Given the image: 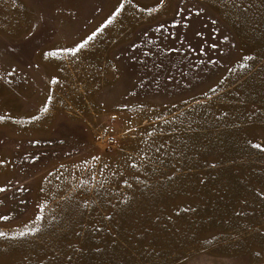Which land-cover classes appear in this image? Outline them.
<instances>
[{
    "label": "rangeland",
    "instance_id": "1",
    "mask_svg": "<svg viewBox=\"0 0 264 264\" xmlns=\"http://www.w3.org/2000/svg\"><path fill=\"white\" fill-rule=\"evenodd\" d=\"M0 264H264V0H0Z\"/></svg>",
    "mask_w": 264,
    "mask_h": 264
},
{
    "label": "snow or ice",
    "instance_id": "2",
    "mask_svg": "<svg viewBox=\"0 0 264 264\" xmlns=\"http://www.w3.org/2000/svg\"><path fill=\"white\" fill-rule=\"evenodd\" d=\"M89 39H91V37H89ZM85 45L84 44H81L80 45V48H83Z\"/></svg>",
    "mask_w": 264,
    "mask_h": 264
},
{
    "label": "built area",
    "instance_id": "3",
    "mask_svg": "<svg viewBox=\"0 0 264 264\" xmlns=\"http://www.w3.org/2000/svg\"><path fill=\"white\" fill-rule=\"evenodd\" d=\"M109 142L113 143L114 142V139H109Z\"/></svg>",
    "mask_w": 264,
    "mask_h": 264
}]
</instances>
